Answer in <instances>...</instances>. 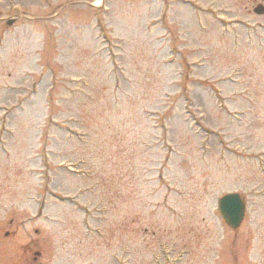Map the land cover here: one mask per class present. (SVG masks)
<instances>
[{"label": "rangeland", "instance_id": "1", "mask_svg": "<svg viewBox=\"0 0 264 264\" xmlns=\"http://www.w3.org/2000/svg\"><path fill=\"white\" fill-rule=\"evenodd\" d=\"M169 1L160 29V0H107L105 14L100 0H0V264H156L160 242L183 251L164 264H264L260 0H194L224 34ZM167 46L192 65L187 90ZM41 64L59 70L52 96L30 87ZM227 193L246 203L236 231L217 210Z\"/></svg>", "mask_w": 264, "mask_h": 264}, {"label": "water", "instance_id": "2", "mask_svg": "<svg viewBox=\"0 0 264 264\" xmlns=\"http://www.w3.org/2000/svg\"><path fill=\"white\" fill-rule=\"evenodd\" d=\"M263 11L264 9L258 6L254 12L257 15H261ZM219 210L225 223L230 228L236 229L243 219L245 205L237 194H229L219 200Z\"/></svg>", "mask_w": 264, "mask_h": 264}]
</instances>
